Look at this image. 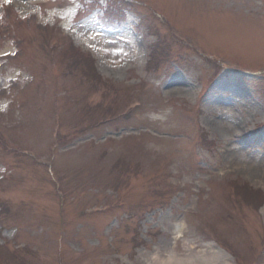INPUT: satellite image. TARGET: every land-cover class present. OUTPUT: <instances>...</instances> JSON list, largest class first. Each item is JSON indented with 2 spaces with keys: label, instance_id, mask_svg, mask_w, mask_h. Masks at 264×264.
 Here are the masks:
<instances>
[{
  "label": "rangeland",
  "instance_id": "1",
  "mask_svg": "<svg viewBox=\"0 0 264 264\" xmlns=\"http://www.w3.org/2000/svg\"><path fill=\"white\" fill-rule=\"evenodd\" d=\"M6 1L0 264H264V0Z\"/></svg>",
  "mask_w": 264,
  "mask_h": 264
},
{
  "label": "bare ground",
  "instance_id": "2",
  "mask_svg": "<svg viewBox=\"0 0 264 264\" xmlns=\"http://www.w3.org/2000/svg\"><path fill=\"white\" fill-rule=\"evenodd\" d=\"M96 42L99 45L105 47V40H103L102 38H96ZM110 60L111 59H108L107 64L112 68L115 67L116 65L109 62ZM167 82L168 85L175 84L174 86L166 90L167 94L189 93V90L187 89L188 85H186L182 79H179L177 75L170 78ZM162 258L163 257H160L159 255H153V257L150 259V262L151 264H231L229 260V256L219 249L212 250L210 254H206L205 252L202 253L201 255L190 254L189 258L187 259L180 257L178 258L173 255L167 256V258H163V259Z\"/></svg>",
  "mask_w": 264,
  "mask_h": 264
}]
</instances>
